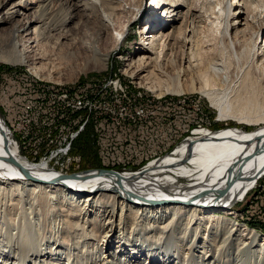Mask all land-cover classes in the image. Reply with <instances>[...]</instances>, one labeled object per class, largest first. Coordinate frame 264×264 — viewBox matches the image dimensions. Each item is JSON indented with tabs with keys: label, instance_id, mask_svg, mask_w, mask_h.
Returning <instances> with one entry per match:
<instances>
[{
	"label": "bare ground",
	"instance_id": "1",
	"mask_svg": "<svg viewBox=\"0 0 264 264\" xmlns=\"http://www.w3.org/2000/svg\"><path fill=\"white\" fill-rule=\"evenodd\" d=\"M149 1L146 10L152 13L147 22L150 25L142 28V39L135 43V53L126 57L124 72L159 96L164 93L162 89L166 93H201L217 110L219 120L232 119L255 128L226 126L208 131L207 127L200 126L174 152L151 160L144 169L135 172L116 175L103 169L77 174L68 170L63 174L57 170L54 158L32 162L0 114V194L1 190H8L17 196L18 202L27 197L48 208L60 199L62 211L76 216L85 213L89 226L93 222L90 213L96 210L99 213L103 208L110 215L106 221L109 225L105 227L104 223L101 228L109 229L98 252L113 248V241L117 239L123 254L120 257L112 252L99 255L100 264H141L145 251L150 264H156L157 259L160 263H163L161 260L172 263L170 244L173 254L178 255H175L179 259L176 264H186V260L194 262L198 247L195 242L203 238L205 231L214 230L212 223L218 218L228 220L225 224L233 245L238 242L249 248L252 264L264 263V236L226 216L233 214V206L247 197L264 172V10L257 13L247 0L227 2L224 40L238 62L233 65L227 64L223 55L211 56L207 52L202 55L198 25L201 14L195 0ZM163 1L166 4L160 8ZM117 2L0 0V60L13 66L25 65L42 78H49L69 60L100 62L107 70L113 51L125 34L116 22L121 16ZM234 5L237 10L233 11ZM140 8L127 25L135 23ZM93 17L101 25L96 36L91 34L88 23ZM257 18L263 22L262 27L252 30L251 48L245 50V32ZM109 34L110 41L103 42ZM160 74L167 77V85L158 79ZM181 80L185 82L182 88ZM154 150L155 147L152 154ZM117 210L118 221L114 219ZM183 218L195 231L191 241V237L185 240L184 235H175ZM152 219H157L160 229L150 230L155 224ZM92 225L95 228L99 223ZM69 227L76 229L73 225ZM131 234L138 237L132 238ZM145 241L165 253L147 250ZM62 244V241L55 243L57 251ZM59 252L51 253L50 248L46 251V255L54 258L49 264H66L59 262ZM67 257L68 264H78L71 260V254ZM30 260L36 264L33 258ZM229 260L223 264H231Z\"/></svg>",
	"mask_w": 264,
	"mask_h": 264
},
{
	"label": "rangeland",
	"instance_id": "2",
	"mask_svg": "<svg viewBox=\"0 0 264 264\" xmlns=\"http://www.w3.org/2000/svg\"><path fill=\"white\" fill-rule=\"evenodd\" d=\"M117 1L115 4L121 16L116 22L124 29L125 34L121 36L123 41L120 46L113 51L107 70L102 68L100 62L69 60L63 67L54 70L49 78H42L30 72L25 65L13 66L0 60V114L8 124L10 134L17 139L32 162L54 158L57 170H61L63 174H67L68 170L71 174H77L105 169L118 175L122 172L142 170L151 160L161 159L174 152V149L200 126L213 131L226 126L247 130L255 128L240 125L232 119L219 120L217 110L201 93H166L162 89L164 93L159 96L152 88L139 85L137 79L134 80L126 74L123 70L125 59L135 53L134 45L142 39L141 30L148 25L152 13L146 10L149 0ZM230 1L234 0H195V6H198V13L201 14L198 25L202 55L206 52L211 56L223 55L227 64L236 65L238 62L227 40H224L227 2ZM241 1L243 0H238ZM247 1L257 13L264 10V0ZM138 8L140 11L135 23L127 25V21L134 17ZM152 8L154 9L153 6ZM232 10H237L235 5ZM88 23L92 29L91 34L96 36L100 23L95 17ZM262 24L258 19L246 30L245 50L251 48L252 30L259 29ZM262 34L261 32L260 40L263 38ZM111 37L110 34L105 35L103 42L105 39L110 41ZM107 43L109 42L106 41L105 44ZM252 57H248V60ZM157 77L162 85H167L165 75L160 74ZM153 85L156 88V84ZM184 85L185 82L181 80L180 87ZM70 140L72 141L69 147L67 144ZM154 147L156 152L152 154ZM262 175L257 186L253 187L247 197L233 206V214L226 216L264 236ZM59 202L60 199L54 201L51 208L38 205L27 197L18 202L17 196L11 191L1 190L0 264H34L30 258H33L36 264H49L54 259L46 255L49 248L51 253L58 254L60 251L57 255L59 262L66 264L70 254L71 260L74 259L78 264H100L99 255L112 252L120 257V254H123L118 249L117 239L113 241V248H102L101 252H98L103 247V236L109 229L103 231L101 228L104 223L105 227L109 225L106 221L110 214L105 213L103 208H100L99 213L96 210L97 215L95 212L92 215L90 213L92 223H99L93 228L92 223L90 226V223H86L85 213L81 216L68 214L62 211ZM117 212L118 215L114 219L118 221L120 212ZM152 222L155 224L150 228L151 231L160 229L157 219H152ZM226 222V218H218L212 223L214 230L205 231L203 238L195 242L198 247L194 262L186 260V264H223V261L229 259L231 264H252L249 248L239 245L238 242L235 245L231 243ZM186 223L183 218L175 235H184L185 240L186 237H191V241L195 238V231L190 227L191 224ZM69 225L75 226L76 229L70 228ZM133 237H138V234L132 235ZM60 241L63 244L59 248L61 250L57 251L58 245L55 243ZM143 244L147 250L165 253L152 242L145 241ZM173 249L170 244L172 263L167 264H176L175 261L179 260L176 258L178 255L173 254ZM205 249L208 250L206 254ZM184 250L187 251L186 248ZM147 253L148 251H145L141 264H150ZM207 254L210 256L205 257ZM161 261L163 263L157 259L156 264H165L166 260Z\"/></svg>",
	"mask_w": 264,
	"mask_h": 264
},
{
	"label": "built area",
	"instance_id": "3",
	"mask_svg": "<svg viewBox=\"0 0 264 264\" xmlns=\"http://www.w3.org/2000/svg\"><path fill=\"white\" fill-rule=\"evenodd\" d=\"M78 103L80 104L81 102H80V100L78 101ZM208 131H211V130H213V129H210V128H206ZM72 138V137H71ZM71 141L72 140H70L69 142H68V144H67V146H69L70 147V144H71ZM68 153V152H67ZM262 177H264V174L262 175ZM243 201V200H242Z\"/></svg>",
	"mask_w": 264,
	"mask_h": 264
}]
</instances>
